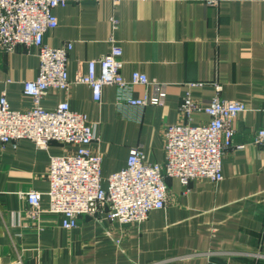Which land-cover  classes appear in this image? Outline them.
Returning a JSON list of instances; mask_svg holds the SVG:
<instances>
[{"label":"crops","instance_id":"obj_1","mask_svg":"<svg viewBox=\"0 0 264 264\" xmlns=\"http://www.w3.org/2000/svg\"><path fill=\"white\" fill-rule=\"evenodd\" d=\"M54 12L58 26L46 32L45 42L72 43L71 79L86 73L89 60L110 52L113 35L123 49L126 79L138 70L167 84L165 104L144 107L119 101L114 85L103 87L100 102L83 83L48 91L45 108L68 101L97 123L91 148L102 155L104 178L126 165L134 147L141 146L148 161L164 162L168 125L209 120L202 111L186 119L184 96L190 92L195 104L206 106L216 84L222 86L220 98L246 105L232 121L234 142L242 147L224 151L218 183L200 178L184 186L167 177L166 207L140 224L98 214L81 216L77 228L65 229L62 216L46 211L48 171L51 156L73 148L55 141L47 148L29 139L16 147L0 142V264H20L18 249L22 264H264V148L253 141L263 122L264 0H85ZM38 70L36 50L0 51V97L6 92L12 108H31L23 82ZM195 82L203 85H190ZM145 91L136 85L130 93L141 97ZM29 190L41 193V230L27 215L30 206L21 193Z\"/></svg>","mask_w":264,"mask_h":264},{"label":"built area","instance_id":"obj_2","mask_svg":"<svg viewBox=\"0 0 264 264\" xmlns=\"http://www.w3.org/2000/svg\"><path fill=\"white\" fill-rule=\"evenodd\" d=\"M85 0H0V51L11 53L24 46L28 53L36 50L39 70L35 79L23 82V93L32 98L28 110L14 109L6 92L0 97V142H11L14 147L22 139H29L38 148H47L53 141L73 148L62 155L50 158L47 212L62 216L65 229L79 226L81 216L105 214L122 224H140L153 210L164 209L167 201L166 178H177L184 186L193 180L207 178L214 183L223 180L222 158L224 151L235 144L233 119L246 110L240 100L220 98L221 85L216 84L217 94L206 106H198L190 92L183 98L181 111L191 120L195 111L209 116L204 124L180 122L170 124L165 132V161L150 162L141 146L130 150L126 165L110 174H102V155L93 152L91 145L98 139V126L89 120L87 113L73 110L68 101L53 109L42 105L51 88L67 90L72 84H87L93 99L100 102L103 87H117L119 101L131 106L164 105L167 84L135 70L128 80L122 74L123 49L112 35L110 52L87 62L85 74L71 79L67 69L72 43L52 47L45 42L47 31L58 26L55 9L69 2ZM101 1V0H92ZM117 5L125 0H109ZM216 5L218 0H207ZM114 29L119 22L112 17ZM146 87L143 96L130 93L132 87ZM201 86V82L191 83ZM263 122L255 132L253 141L264 148ZM29 204L28 217L42 229L41 193L36 190L22 192ZM17 261L23 263L22 250H17Z\"/></svg>","mask_w":264,"mask_h":264}]
</instances>
